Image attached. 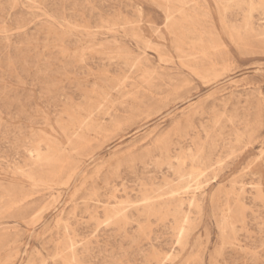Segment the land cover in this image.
<instances>
[{
  "label": "rangeland",
  "instance_id": "rangeland-1",
  "mask_svg": "<svg viewBox=\"0 0 264 264\" xmlns=\"http://www.w3.org/2000/svg\"><path fill=\"white\" fill-rule=\"evenodd\" d=\"M166 5L0 0V264H264V4Z\"/></svg>",
  "mask_w": 264,
  "mask_h": 264
},
{
  "label": "bare ground",
  "instance_id": "bare-ground-1",
  "mask_svg": "<svg viewBox=\"0 0 264 264\" xmlns=\"http://www.w3.org/2000/svg\"><path fill=\"white\" fill-rule=\"evenodd\" d=\"M172 1H176V2H179L181 5L180 6H178V8H175L174 7V9L173 10H170V7H169V5H166V8H165V19H164V25H163V28L171 35V36H174L175 38H176V40L178 41L179 40V38L177 39V35H176V33H177V31H178V26H180V22L183 20V19H192L193 18V16L192 15H189L188 14V12H187V10H185V8H183V5H185L186 3H188V2H190V1H194V0H166V2L167 3H171ZM228 1H231V0H228ZM247 1V3H248V5H249V7L250 8H252V9H254V6H256V5H260L262 8H263V4H264V1L263 0H258V2H254L253 0H246ZM260 8V7H259ZM239 9V8H238ZM179 13V18H178V20H176L175 19V17H174V13ZM196 18V17H195ZM250 18V14H249V16L247 17V19L245 20V25H246V27L248 28V30L249 31H254L253 30V27H252V25H250V23H249V19ZM197 19V18H196ZM251 21V20H250ZM184 24V23H183ZM181 26H182V24H181ZM180 26V27H181ZM180 29V28H179ZM181 30V29H180ZM179 30V31H180ZM133 31V30H132ZM140 31V30H139ZM134 32V31H133ZM182 32V31H181ZM137 33V32H136ZM237 33V32H236ZM132 34V33H131ZM138 34V33H137ZM137 34H136V36H137ZM264 34V33H263ZM140 35V34H139ZM238 35V34H237ZM133 36V35H132ZM181 36V35H180ZM199 36H200V34H199ZM239 36V35H238ZM260 36H263V35H260ZM134 37V36H133ZM141 37V36H140ZM140 37L138 36V38L140 39ZM137 38V37H136ZM142 38V37H141ZM201 38V37H200ZM219 41H220V39H219ZM140 42V41H139ZM150 42V41H149ZM178 42H180V41H178ZM221 42V41H220ZM196 43V42H195ZM143 44V43H142ZM181 44L183 45V43L181 42ZM197 44V43H196ZM201 44V50H200V53L201 54H199V55H202L201 57H204V59L206 58L205 56L207 55V51L208 50H210L212 47H214L213 46V43H210V44H207V43H200ZM191 45H193L192 43H191ZM148 46V45H147ZM183 46H185V45H183ZM195 47H197V46H195ZM188 48V47H187ZM155 49V48H154ZM178 50H180L181 52H182V49L179 47L178 48ZM216 50H217V47H216ZM174 51V50H173ZM193 52V51H192ZM174 53V52H173ZM180 53V52H179ZM177 54V53H176ZM181 55V54H180ZM182 56V55H181ZM159 57V56H158ZM163 58V57H162ZM187 58V57H186ZM164 59H166V58H164ZM163 59V60H164ZM183 59H184V57H183ZM195 59V58H194ZM159 60H160V58H159ZM187 60V59H186ZM166 61V60H165ZM179 61V60H178ZM126 63H127V61H126ZM137 64V63H136ZM136 66V65H135ZM139 66V65H138ZM134 67V66H133ZM137 68H139V67H137ZM146 72H147V70H145ZM143 74V73H142ZM144 74H145V72H144ZM103 76V75H102ZM142 76V75H141ZM144 76V75H143ZM128 79V78H127ZM139 79H141V78H139ZM145 79H146V77H145ZM142 81H143V79H141ZM123 81V80H122ZM147 82V81H146ZM145 82V83H146ZM124 83H125V80H124ZM148 85V84H147ZM132 86V85H131ZM135 88V87H134ZM125 91V90H124ZM128 93V92H127ZM129 95L131 94V93H128ZM136 95V94H135ZM99 96V95H98ZM127 97H128V95H126ZM133 96V95H132ZM105 97V96H104ZM107 99H108V97H106ZM129 98V97H128ZM106 99V100H107ZM103 101V100H102ZM136 102V101H135ZM85 115H86V113H85ZM72 119H75L76 120V118H72ZM76 122V121H75ZM83 123H85V122H83ZM80 125H82L81 124V122L79 123ZM86 124V123H85ZM78 125V124H77ZM218 125V124H217ZM85 126V125H84ZM83 125L82 126H80V127H84ZM75 127V126H74ZM79 127V126H78ZM74 132V131H73ZM72 132V133H73ZM76 133V132H75ZM75 133H74V135H75ZM240 140V139H239ZM87 143V142H86ZM239 143V142H238ZM35 150V157H34V160H35V163L36 164H39L40 166L41 165H43V166H46V164H49L51 161H56V163L57 164H61L62 162H63V160H62V157H61V152H60V150H58V148L56 147V146H54V145H46V149L45 150H47V152H46V154H41V150H39L38 148H35L34 149ZM194 159H196V158H194ZM52 172H53V174H55L54 173V171L52 170ZM34 174H36V173H33V172H29V174L27 175V178L29 179V180H34ZM196 175H197V173H196ZM258 175V174H257ZM68 176H71V174H69ZM190 177H192V179H193V177H194V174L193 173H191L190 174ZM259 177V176H258ZM261 177H262V175H261ZM194 180V179H193ZM181 184V183H180ZM183 188H186V186L185 185H183L182 187H179V189H176V190H171V192L172 193H175L176 191H179L180 189H183ZM187 189V188H186ZM185 189V190H186ZM166 190V189H165ZM243 190V189H242ZM167 192V191H166ZM187 192V191H186ZM241 195H243L242 193H241ZM172 197H170L171 199H174L175 197H174V195H171ZM147 200L148 199H146L145 201L147 202ZM173 202V201H172ZM165 203H167V202H165ZM178 203H181V202H179L178 201ZM120 204V203H119ZM191 204V203H190ZM181 205V204H180ZM166 206V205H165ZM107 208V207H106ZM108 209V208H107ZM111 211V210H110ZM109 211H107V213H108ZM120 213V210H118V209H116V210H114L112 213H111V216L112 217H114V218H116L117 216H118V214ZM156 213H158V212H156ZM107 215V214H106ZM111 217H108V219H110ZM186 220V219H185ZM184 220V221H185ZM144 233V232H143ZM70 243V242H69ZM69 246H71V245H69ZM63 251V250H62ZM64 252V251H63ZM61 254H63V253H61ZM61 254H60V256H61ZM65 254V253H64ZM64 254L62 255V257L64 256ZM69 254H70V252H69ZM57 255V254H56ZM55 255V256H56ZM67 256V255H66ZM72 256V255H71ZM61 257V258H62ZM68 257V256H67ZM65 258L64 260H65V264H74L73 263V259L72 258H70V259H68V258ZM154 257V256H153ZM64 258V257H63ZM166 258V257H165ZM166 260V259H165ZM62 262V263H63ZM157 263V262H156Z\"/></svg>",
  "mask_w": 264,
  "mask_h": 264
}]
</instances>
